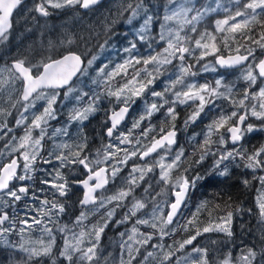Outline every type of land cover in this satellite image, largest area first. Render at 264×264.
I'll use <instances>...</instances> for the list:
<instances>
[{
	"label": "snow or ice",
	"instance_id": "1",
	"mask_svg": "<svg viewBox=\"0 0 264 264\" xmlns=\"http://www.w3.org/2000/svg\"><path fill=\"white\" fill-rule=\"evenodd\" d=\"M21 3L0 0V45L9 42L11 17ZM100 3L38 0L31 11L48 17L50 9L91 10ZM156 7L147 0H119L115 16L109 13L98 26L64 32L40 43L48 53L72 45L82 48L79 53L69 51L59 59L48 54L36 61L30 55H17L0 67V140L4 141L0 245L17 256L25 254L22 260L10 258V264H41L42 258H49L51 264H116V257L101 247L110 226H125L114 241L118 264H264V175H256L264 172V145L249 150L243 144L246 135L264 131V58L256 55L257 48L264 52V0H165L162 11ZM220 13L224 15L215 19L211 31L204 27L207 19ZM121 20L134 28L127 45L116 50L123 59L112 67L111 61L102 63L90 84L73 81L88 73ZM94 48L99 50L95 54ZM233 68L242 69V90L222 77L214 84L195 79L202 73ZM158 81L163 83L159 90ZM61 89L64 100L71 98L75 104L66 124L53 129L50 122L59 118L56 105ZM138 100L142 111L131 117L127 131L121 130ZM40 101L42 110L34 111ZM105 101L110 106L106 109ZM181 106L185 132L206 110L217 109L202 132L189 136L192 151L188 154L177 139ZM102 110L105 127L100 146L93 149L85 122ZM13 112L18 116L9 126ZM160 113L163 119L157 126L152 120ZM253 118L260 124L250 122ZM73 125H77L75 133ZM14 128H22L23 135L12 134ZM49 141L53 150L45 154ZM209 157L211 169L220 175L228 174L230 164L238 166L242 161L261 185L255 228L240 225L242 232L259 235L236 256L228 247L229 242L235 243L233 211L214 219L210 216L201 226L202 204L186 223H177L191 189L202 178L196 169ZM243 183L247 186L250 181ZM74 186L82 189L75 201ZM242 211L235 209L236 214ZM91 217L97 219L92 222ZM140 226L152 231L142 232ZM191 228L195 234L165 244V238L178 229L189 232ZM209 232L224 234L226 240L221 243L226 252L213 259L207 247L194 246L183 255L197 237ZM13 235L19 237L18 243L10 239Z\"/></svg>",
	"mask_w": 264,
	"mask_h": 264
},
{
	"label": "trees",
	"instance_id": "2",
	"mask_svg": "<svg viewBox=\"0 0 264 264\" xmlns=\"http://www.w3.org/2000/svg\"><path fill=\"white\" fill-rule=\"evenodd\" d=\"M38 0H26L20 9L15 13L13 17V27H12V35L10 37L7 45H0V67H3L7 62L11 60L12 57L17 55H30V58L33 61L39 60L41 57L51 54L54 58L59 59L63 55H66L69 51H75L79 53L82 51V48H78L75 45L66 46V47H58L53 52L48 53L46 51H42L40 48L41 41H47L48 39L55 40L64 32H69L72 30L80 31L85 26L97 25L98 22L103 19V17L109 15L111 13L115 16V9L119 4V0H107L97 8L89 11L83 12L78 6L76 8H64V9H50V15L48 17H41L39 14L31 11ZM148 3L152 5H156V9L160 10L161 5L165 2V0H147ZM206 0H198V3H205ZM222 2H227V0H222ZM223 13L219 15L213 14V16L207 19L204 23V27H207L209 31L212 30L214 26L215 19H219L223 17ZM134 25L138 27V23L134 22ZM134 30L133 26H129L121 21H118L114 26V32L116 33L113 38L109 40L108 46L103 52H99V58L97 59L99 62L94 64L88 70V73L80 77L76 83H80L83 81L84 83H91V78L95 76V69L99 67L102 63H105L106 56L108 55L109 50H113L116 54V50L123 48L127 45L128 40L131 38V32ZM41 32H44V36H41ZM127 33V35H126ZM100 43L104 42V36H100ZM95 54L99 50L97 48L92 49ZM257 57H264V52L257 48L256 50ZM118 56V55H117ZM122 56H118V61L122 60ZM209 60L212 58L209 57ZM114 66V64H112ZM110 66V67H112ZM241 71L242 69L230 70V71H222L218 70L216 72H208L202 73L195 77V79L199 83H204L207 81L210 84H214V81L217 78H223L229 84H236L238 88L241 90L245 86V82L241 79ZM119 79V78H118ZM166 79L165 78H162ZM16 87L19 89L21 87L20 83L17 82ZM157 90L163 87V83L158 81L155 85ZM44 102L40 101L36 105V109L34 111H41L42 104ZM75 104V100L69 98L68 100H64L63 93L59 98V101L56 105L57 110L59 112L58 120L51 121V127L54 129L56 127L63 126L68 121V114L71 111ZM6 106V105H5ZM105 109L110 107L105 101V105L103 106ZM225 109H227V105H224ZM143 109V103L141 101H137L134 106L131 116L127 123L123 126L121 130L127 131L128 128L131 127V117L136 116ZM190 110V109H189ZM180 112V118L176 121L177 128H180L181 131L178 133V142L180 145L184 146L186 149V154L191 153V145L189 144V136L193 133H200L205 128V125L211 119V117L216 113L217 109H212L210 111L206 110V114L203 116L201 120H199L195 125L190 127L187 132L182 129V122L185 116V108L181 106L178 108ZM27 115V114H26ZM18 116L17 113L13 112V116L8 117L9 126L14 125L15 118ZM106 119L105 111H98L93 114L88 121L85 122V131L89 134L90 140L93 142L90 144V147L95 149L100 146V136L103 135V127L104 121ZM163 119V114H157L152 123L160 126L161 121ZM254 124L259 125L260 122L256 121L254 118L250 121ZM51 131V129H50ZM77 131V125H73L71 128V132L75 133ZM15 136L20 137L23 135L22 128H14L13 133ZM11 135V134H10ZM199 139V137H198ZM4 141L0 140V148L3 147ZM243 144L249 150L253 148H258L261 145H264V131H255L251 134L246 135ZM231 147V145H229ZM53 150L52 143L49 141L45 143L44 152L45 154L48 151ZM4 162H7L6 160ZM212 160L209 157L205 160L202 166H198L196 172L202 177L196 183V186L191 189L187 204L177 219V223L179 225H183L186 221L192 218L193 213L197 211V208L204 204L205 206L201 208L198 213L199 220L201 222V226L207 224L210 216L211 218H216L219 216L226 215L227 211L231 210L234 212V221H233V229L235 232V243L228 244V247L231 248L233 256L238 255L239 249L244 245H251L254 242V236H258L257 233L249 234L248 232H242L240 225L243 223L247 225L250 229H254L257 220H258V207H257V198L260 195L261 185L258 180L253 179V173L250 169H247L243 166V162H239L237 164H230L229 171L227 175H220L218 171H213L211 169ZM41 167H51L49 165H40ZM122 173L123 174H126ZM178 173H173L175 177ZM256 175H264V172H257ZM81 178V177H79ZM247 179L250 181L249 185H245L243 181ZM36 180H39V175H37ZM111 187V185H109ZM73 196L72 200L75 201L79 197L82 196V189L79 187H73ZM230 206V207H229ZM239 207L243 211L241 214H236L235 209ZM251 209V212L248 210ZM167 208L164 209L165 213L167 212ZM119 215V213H118ZM97 217H91L90 220L92 222L95 221ZM87 223V222H86ZM125 226H110L106 229V233L101 241V247L104 248L112 255L115 253H119V249L117 244L114 243V238L118 237L117 233L121 228ZM126 227H131V225H127ZM140 230L144 231H152V229L147 226H140ZM195 228H191L189 232H184L180 229L177 230L174 236L166 237L165 244H171L173 241L180 242L183 239L187 238L189 235L195 234ZM37 234L33 235V238H36ZM13 243L19 242V237L13 235L10 237ZM226 237L223 233L219 232H209L203 233L201 236L197 237V240L193 242V245L187 246L184 250L183 255H187L188 252L194 246H205L209 249V251L213 250L214 254L213 259L217 256H220L223 252L227 251V247L221 243V241H225ZM215 241V243H213ZM58 245H62V241L58 240ZM220 249L221 251H217ZM219 253V254H218ZM211 254V253H210ZM218 254V255H217ZM25 254L20 253L18 256L14 253L13 250L0 245V264H10V258L12 260L15 259H23ZM41 264H51V260L49 258H42ZM103 264V261L101 262Z\"/></svg>",
	"mask_w": 264,
	"mask_h": 264
},
{
	"label": "rangeland",
	"instance_id": "3",
	"mask_svg": "<svg viewBox=\"0 0 264 264\" xmlns=\"http://www.w3.org/2000/svg\"><path fill=\"white\" fill-rule=\"evenodd\" d=\"M112 49V48H111ZM109 50V52H108V55L106 56V61L105 62H108V61H111L112 62V64H115L116 63V61H118V56H117V54H115L114 52H113V50ZM99 61L97 60L96 62H95V64H97ZM112 64L110 65V66H112ZM94 66V65H93ZM92 66V67H93ZM90 69V68H89ZM88 69V70H89ZM166 208V207H165ZM124 228L125 227H123V228H121L120 229V231H123L124 230ZM257 235H259V233H257ZM119 239V237H116V238H114V241H117ZM115 243V242H114ZM116 244V243H115ZM205 247V246H204ZM107 252H109V251H107ZM211 254H212V256H214V254L212 253V252H215V251H213V250H211V251H209ZM219 254V253H218ZM217 254V255H218ZM239 254V253H238ZM186 256V255H185ZM112 257H116V264H118V259H119V253H115L114 255H112ZM111 259V258H110Z\"/></svg>",
	"mask_w": 264,
	"mask_h": 264
},
{
	"label": "water",
	"instance_id": "4",
	"mask_svg": "<svg viewBox=\"0 0 264 264\" xmlns=\"http://www.w3.org/2000/svg\"><path fill=\"white\" fill-rule=\"evenodd\" d=\"M26 0H22V3H21V5L20 6H18V8L17 9H15L14 11H13V14H12V17H11V21H12V27H13V17H14V15H15V13L20 9V7L22 6V4L25 2ZM105 1H107V0H101V3L99 4V5H97V6H95V8L96 7H98V6H100L101 4H103ZM94 8V9H95ZM83 12H89V11H91V10H93V9H91V10H83V9H81ZM62 58V57H61ZM264 58V57H263ZM236 69H240V68H233V69H220V70H222V71H230V70H236ZM79 75V74H78ZM73 81H77V77H73ZM60 91H64L63 89H61ZM132 113V112H131ZM131 113H130V116H131ZM130 118V117H129ZM129 119H127L126 121H125V123L128 121ZM124 123V124H125ZM122 127H123V125H122ZM189 196V195H188ZM187 200H188V198H187ZM187 203V202H186ZM186 205V204H185ZM185 205L182 207V211H181V214H182V212H183V210H184V208H185ZM180 214V215H181ZM179 215V216H180ZM179 218V217H178ZM177 218V219H178Z\"/></svg>",
	"mask_w": 264,
	"mask_h": 264
},
{
	"label": "flooded vegetation",
	"instance_id": "5",
	"mask_svg": "<svg viewBox=\"0 0 264 264\" xmlns=\"http://www.w3.org/2000/svg\"><path fill=\"white\" fill-rule=\"evenodd\" d=\"M96 8H97V7H96ZM60 92L63 93L64 91H60ZM126 123H127V122H126ZM126 123H125V124H126ZM125 124H124V125H125ZM124 125H123V126H124ZM104 127H105V126H104ZM104 127H103V129H104ZM122 128H123V127H122ZM177 139H178V137H177ZM81 178H82V177H81Z\"/></svg>",
	"mask_w": 264,
	"mask_h": 264
}]
</instances>
